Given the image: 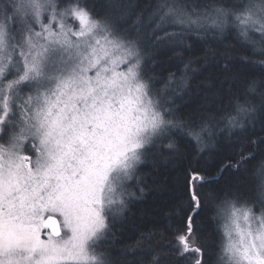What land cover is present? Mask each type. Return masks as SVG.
Instances as JSON below:
<instances>
[{
  "label": "snow or ice",
  "instance_id": "obj_1",
  "mask_svg": "<svg viewBox=\"0 0 264 264\" xmlns=\"http://www.w3.org/2000/svg\"><path fill=\"white\" fill-rule=\"evenodd\" d=\"M0 264H264V0H0Z\"/></svg>",
  "mask_w": 264,
  "mask_h": 264
},
{
  "label": "trees",
  "instance_id": "obj_2",
  "mask_svg": "<svg viewBox=\"0 0 264 264\" xmlns=\"http://www.w3.org/2000/svg\"><path fill=\"white\" fill-rule=\"evenodd\" d=\"M137 3L141 5H146L148 0H136ZM144 2V3H143ZM208 44H212L213 46L221 49L227 50L229 55L232 57V63L236 67L237 71L245 72V71H255L259 73L260 69H247L242 65L237 64V60L239 57L244 56L245 53L239 49V46L236 44L235 39L233 38L232 34L225 31L224 36L218 37L213 39L211 37L206 38ZM204 46V42H201L200 47ZM220 65L217 67L210 69L209 72L204 73V76L214 75L218 76L220 74ZM203 79V76L201 77ZM187 112H192L193 108H187ZM232 154L231 150L227 149L222 142L219 146V151L215 152L212 158L208 161V164L212 167L224 162L230 155ZM201 163L203 164L204 161L202 160ZM151 183V181H149ZM157 186H154V189ZM167 200V196L164 193L152 191L149 192L143 202L138 203L135 207L131 209V216L129 219L128 225L125 226L124 229L120 231L124 232L123 236H117L118 243H114V247L117 249H122L129 245L134 244V238L136 237L137 226L140 225L141 218L144 216L145 213L148 215L144 217L145 219L150 220L155 212H158L160 209H163L165 206L163 203L157 204V201ZM163 223V221H161ZM142 230V229H141ZM129 261H132L133 257H127Z\"/></svg>",
  "mask_w": 264,
  "mask_h": 264
},
{
  "label": "bare ground",
  "instance_id": "obj_3",
  "mask_svg": "<svg viewBox=\"0 0 264 264\" xmlns=\"http://www.w3.org/2000/svg\"><path fill=\"white\" fill-rule=\"evenodd\" d=\"M144 3V2H143Z\"/></svg>",
  "mask_w": 264,
  "mask_h": 264
}]
</instances>
